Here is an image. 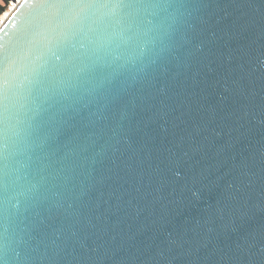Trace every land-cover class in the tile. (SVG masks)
Segmentation results:
<instances>
[{"label":"water","instance_id":"water-1","mask_svg":"<svg viewBox=\"0 0 264 264\" xmlns=\"http://www.w3.org/2000/svg\"><path fill=\"white\" fill-rule=\"evenodd\" d=\"M10 4L0 43L22 79L38 54L17 41L33 0ZM179 12L156 63L10 169L24 185L47 168L44 197L11 224L22 260L264 264V0H185Z\"/></svg>","mask_w":264,"mask_h":264},{"label":"snow or ice","instance_id":"snow-or-ice-1","mask_svg":"<svg viewBox=\"0 0 264 264\" xmlns=\"http://www.w3.org/2000/svg\"><path fill=\"white\" fill-rule=\"evenodd\" d=\"M184 2L33 0L17 41L38 54L22 79L0 43V264H32L30 253L21 259L10 228L21 206L26 211L47 191V168L25 173L24 185L9 182L10 169L20 173L51 141L72 136L75 126L65 125L94 99L156 63L178 31Z\"/></svg>","mask_w":264,"mask_h":264},{"label":"trees","instance_id":"trees-1","mask_svg":"<svg viewBox=\"0 0 264 264\" xmlns=\"http://www.w3.org/2000/svg\"><path fill=\"white\" fill-rule=\"evenodd\" d=\"M3 4H0V15L5 12V10L7 9V6L10 2V0H2Z\"/></svg>","mask_w":264,"mask_h":264},{"label":"rangeland","instance_id":"rangeland-1","mask_svg":"<svg viewBox=\"0 0 264 264\" xmlns=\"http://www.w3.org/2000/svg\"><path fill=\"white\" fill-rule=\"evenodd\" d=\"M0 4H3V1L2 0H0ZM10 2H9V4H8V6H7V9L5 10V12H3L1 15H0V21H1V19L4 17V14L9 10V8H10Z\"/></svg>","mask_w":264,"mask_h":264},{"label":"bare ground","instance_id":"bare-ground-1","mask_svg":"<svg viewBox=\"0 0 264 264\" xmlns=\"http://www.w3.org/2000/svg\"><path fill=\"white\" fill-rule=\"evenodd\" d=\"M4 18V17H3Z\"/></svg>","mask_w":264,"mask_h":264}]
</instances>
